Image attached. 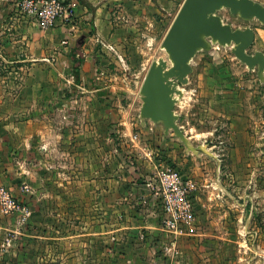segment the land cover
Masks as SVG:
<instances>
[{"label":"crops","instance_id":"crops-1","mask_svg":"<svg viewBox=\"0 0 264 264\" xmlns=\"http://www.w3.org/2000/svg\"><path fill=\"white\" fill-rule=\"evenodd\" d=\"M20 1L0 0V65L16 69L8 78L0 75V186L31 212L29 235L36 247V240L44 241L35 259L42 256L50 264H181L190 241L197 245L207 236L196 231L171 247L150 187L160 166L186 167V178L195 184L194 159L190 162L185 150L180 155L179 142L167 140L161 126L147 124L142 131L147 138L133 145L136 155L127 164L117 161L116 141L109 132L116 75L105 68L120 66V52L136 51L132 45L143 21L147 25L154 15L173 21L184 0H62L67 12L46 30L18 13ZM253 29V46L264 53ZM222 60L196 56L180 106L189 111L199 100L208 109L221 104L231 139L246 145L244 94L250 85L240 77L229 78L235 96L219 100V80L211 68ZM225 63L226 69L251 75L231 56ZM123 64L126 70L147 66ZM124 74V83H138L139 75ZM71 79L79 85L75 92L68 90ZM254 84L259 86L257 80ZM203 134L190 137L185 132L190 141ZM203 191L210 193L196 186L194 209L196 202L205 207ZM198 251L202 253L201 246Z\"/></svg>","mask_w":264,"mask_h":264},{"label":"rangeland","instance_id":"rangeland-1","mask_svg":"<svg viewBox=\"0 0 264 264\" xmlns=\"http://www.w3.org/2000/svg\"><path fill=\"white\" fill-rule=\"evenodd\" d=\"M255 1L264 3V0ZM220 15L234 28L251 26L257 29V45L261 42L264 44V26L255 21L242 22L231 16L227 10L220 11ZM170 21L171 18L165 19L160 15H154L147 25L144 23L146 21H143L142 26L137 28H140L141 35L132 45L136 44V51L120 52L124 62L116 58L120 66L105 68L106 71L116 75L112 83L116 98L110 100L115 108L114 123L109 132L116 141L117 161L121 164H127L131 154L136 155L135 150L138 147L133 145L147 138L142 133L145 128H141L138 123L141 105L138 87L151 62L158 58H166L165 52L160 50V44ZM254 51H257L255 46L249 52ZM216 52L223 55L216 57ZM197 56L204 59L216 58L219 61L224 58L221 65L217 63L211 68L212 72L218 76L219 87L215 95L219 97V100L224 98L222 96H231L232 93L235 96L236 89L231 88L229 78L240 77L241 81L250 85L247 89L249 93L244 94L243 115L248 127V142L246 145L237 146L235 144L237 140L231 139V134L228 132L229 121L223 116L222 111L225 108L221 104H215L208 109L207 104L205 108V102L199 100L197 103H192L195 106L189 111H187L188 108L177 106V112L181 115L179 122L181 128L186 133L189 132L190 137L198 133L205 134L203 138L195 137L191 141L192 144L206 145L208 152L215 155L218 160L217 162L203 153L197 156L191 152L187 153L190 162L192 158L194 159V168L197 172L195 173L196 186L210 192L207 194L203 191V194H200L201 199H204L205 207L197 202L196 205L194 204V228L188 235L202 231L207 238H203L202 243L197 242V245L195 241H190L192 246L186 249V254L179 261L181 264H264V85L259 83V86L254 84L251 87L253 80L258 81L255 71H250L251 75L247 73L240 75L238 68L226 69L227 57L231 56L235 59L229 48L217 47L211 54L202 52ZM125 62H131V64L142 62L147 66L143 68L134 65L130 70H126L123 64ZM3 64V66L0 65V75L8 78L12 69L14 71L16 69L6 63ZM124 73L129 76L139 75L138 83H128L127 80L125 81L127 83H124L122 81ZM69 74L74 75L73 70ZM78 86L75 79H71L68 85L69 92H75L79 89ZM165 138L177 140L172 133L171 137ZM123 142L126 143L122 145ZM178 144L182 150L180 155L183 156V150L186 151V149L182 143ZM168 147L171 149L170 145ZM172 168L177 169L183 178H186V167ZM30 216L31 212L26 222L21 223L22 221L16 215H5L0 212V264H50V261L42 256L35 259V255H38V251L44 247V241L42 238L36 240L39 245L36 247L37 243L35 244V240L30 237L28 227ZM38 236L43 237V234ZM200 246L203 249L202 253L198 251ZM113 263H117V260ZM105 264L108 262L105 261Z\"/></svg>","mask_w":264,"mask_h":264},{"label":"water","instance_id":"water-1","mask_svg":"<svg viewBox=\"0 0 264 264\" xmlns=\"http://www.w3.org/2000/svg\"><path fill=\"white\" fill-rule=\"evenodd\" d=\"M222 10L242 22L255 21L264 26V4L255 0H184L160 44L166 58L151 62L138 92L141 128L147 124L161 126L163 136L172 133L186 153H203L217 162L206 145L192 144L179 125L181 115L175 110L185 96L196 56L202 52L211 54L217 47L229 48L235 59L255 71L259 83L264 85V53L249 52L255 40L254 29L234 28L221 17Z\"/></svg>","mask_w":264,"mask_h":264},{"label":"built area","instance_id":"built-area-1","mask_svg":"<svg viewBox=\"0 0 264 264\" xmlns=\"http://www.w3.org/2000/svg\"><path fill=\"white\" fill-rule=\"evenodd\" d=\"M16 10L21 16L33 20L41 30L54 26L56 20L67 12L62 0H21ZM155 182L151 184L154 203L162 212L161 226L172 238L171 247L176 241L193 231V193L195 184L171 166L156 169ZM0 212L17 215L25 223L30 211L21 205L4 186H0Z\"/></svg>","mask_w":264,"mask_h":264},{"label":"trees","instance_id":"trees-1","mask_svg":"<svg viewBox=\"0 0 264 264\" xmlns=\"http://www.w3.org/2000/svg\"><path fill=\"white\" fill-rule=\"evenodd\" d=\"M74 71H76L77 70V68L75 67V69H73Z\"/></svg>","mask_w":264,"mask_h":264}]
</instances>
